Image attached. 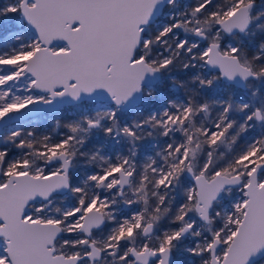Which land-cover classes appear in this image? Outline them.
Segmentation results:
<instances>
[{
    "label": "snow or ice",
    "instance_id": "snow-or-ice-1",
    "mask_svg": "<svg viewBox=\"0 0 264 264\" xmlns=\"http://www.w3.org/2000/svg\"><path fill=\"white\" fill-rule=\"evenodd\" d=\"M0 264H264V0H0Z\"/></svg>",
    "mask_w": 264,
    "mask_h": 264
}]
</instances>
